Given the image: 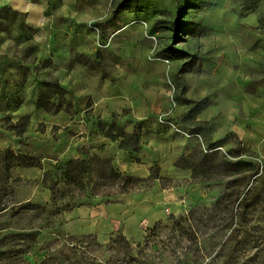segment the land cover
<instances>
[{
	"label": "crops",
	"instance_id": "obj_1",
	"mask_svg": "<svg viewBox=\"0 0 264 264\" xmlns=\"http://www.w3.org/2000/svg\"><path fill=\"white\" fill-rule=\"evenodd\" d=\"M117 2L110 9V0H0V11L10 8L21 18V28L0 19V152L42 157L41 167L11 166V178L38 179L35 192L48 201L45 174L70 159H110L118 173L140 184L191 179L192 170L175 165L203 145L180 121L186 99L207 101L196 119L209 124L215 148L240 142L264 159V38L252 45L239 1ZM93 20L100 21L99 32ZM30 44L33 56L25 53ZM50 81L59 83L61 93H49ZM40 90L47 93L37 104ZM162 116L177 128L160 122ZM26 117L23 134L10 127ZM135 129L139 147L122 148L124 137L116 135ZM172 188H143L137 204L131 197L109 206L97 196L66 211V219L87 225L88 217L95 218L88 231L99 239L123 222V234L135 238L143 223L164 216L150 198L164 205L168 196H161ZM109 213L119 220L116 227Z\"/></svg>",
	"mask_w": 264,
	"mask_h": 264
},
{
	"label": "rangeland",
	"instance_id": "obj_2",
	"mask_svg": "<svg viewBox=\"0 0 264 264\" xmlns=\"http://www.w3.org/2000/svg\"><path fill=\"white\" fill-rule=\"evenodd\" d=\"M110 1V9L118 3ZM237 1L238 11L247 16L242 28L251 31L253 45L264 38V0ZM19 20L17 15L11 23L17 26ZM91 22L99 32L100 21ZM181 23L177 24L179 28ZM15 31L22 36L21 31ZM242 44L250 46L246 41ZM34 51L30 44L25 53L33 56ZM3 59L1 56L0 61ZM214 149L222 161H241L240 167L199 169L195 180L192 176L161 178L143 184L133 181L127 186L125 178L102 179L93 173L75 186L64 181L62 162L54 174L46 173L44 178L58 198L68 196L55 204L35 192L38 179H12L9 170L0 168V264H264V159L240 142L231 149ZM217 163L219 160L213 162ZM171 187L175 188L161 196L163 200L168 196L164 205L160 198H150L160 205L164 216L143 223V231L135 238L123 234V222L118 230L99 239L88 231L96 225L95 218L88 217V228L83 220L69 224L66 219V211L90 205L97 196L107 198L106 204L112 206L117 199L136 203L143 188ZM109 216L114 214L109 213L107 219L116 227L119 220Z\"/></svg>",
	"mask_w": 264,
	"mask_h": 264
},
{
	"label": "trees",
	"instance_id": "obj_3",
	"mask_svg": "<svg viewBox=\"0 0 264 264\" xmlns=\"http://www.w3.org/2000/svg\"><path fill=\"white\" fill-rule=\"evenodd\" d=\"M19 15L18 12L13 11L10 8H4L0 11V19L3 18V23H7L8 25H13L11 21L15 18V16ZM20 17V16H19ZM10 20V22H8ZM180 21L174 23L175 30H178L177 24ZM21 24V18L17 26ZM0 25H2L0 23ZM4 25V24H3ZM15 25V24H14ZM16 26V27H17ZM177 27V28H176ZM21 28V27H19ZM181 28V27H180ZM49 93L60 92V86L57 81L49 82ZM47 92L45 90H40L38 93L37 104L41 102V97L45 95ZM188 104V110L180 117V121L186 125L189 129L190 133H197L203 138V145L196 147L193 152L188 155L180 156L176 161L175 165L179 168L190 169L192 170V180L197 179V171L200 170H211L212 168H216L217 170H229L230 168L240 167L241 161L231 162L226 161L225 159H219V151L215 150V144L210 142V126L208 123L200 122L196 119L198 113H200L203 109H205L208 105L206 100H194V99H186ZM68 107L71 106L70 103L67 104ZM28 122V117L23 118L18 124H11L10 127L15 128L18 133L23 134L26 130ZM118 136L124 137L120 143L122 148L133 149L136 150L139 147V139H140V131L135 129L132 133L126 134L124 132H119ZM205 146V149L202 148ZM208 146V148H206ZM41 156L32 155V154H20L16 155L15 153L4 150L0 152V168H4L5 170H10L11 166L18 165L23 167L37 166L41 167ZM219 160L220 163L218 165L213 164ZM154 168L152 167V171ZM100 174L102 179L115 178L126 179V186L133 181H137L136 178L123 175L118 173L110 159H102L99 157H93L90 159H81L74 160L70 159L64 163V170L62 172V177L65 182H72L75 186L83 183L85 179H88L91 175ZM52 191V202L55 204L58 200L64 199L68 196L61 195L59 198L55 195L54 187H50ZM124 238V237H123Z\"/></svg>",
	"mask_w": 264,
	"mask_h": 264
},
{
	"label": "built area",
	"instance_id": "obj_4",
	"mask_svg": "<svg viewBox=\"0 0 264 264\" xmlns=\"http://www.w3.org/2000/svg\"><path fill=\"white\" fill-rule=\"evenodd\" d=\"M166 62H167L168 64H170V60H166ZM159 121L162 122V123H165V124L169 125L170 127H175V128H177V125H176L172 120H170V119H166V118H164L163 116L159 118Z\"/></svg>",
	"mask_w": 264,
	"mask_h": 264
}]
</instances>
